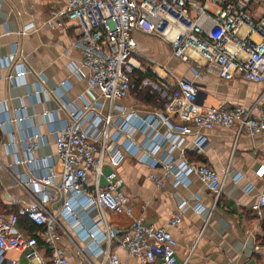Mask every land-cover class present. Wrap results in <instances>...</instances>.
I'll use <instances>...</instances> for the list:
<instances>
[{
  "label": "built area",
  "instance_id": "built-area-1",
  "mask_svg": "<svg viewBox=\"0 0 264 264\" xmlns=\"http://www.w3.org/2000/svg\"><path fill=\"white\" fill-rule=\"evenodd\" d=\"M251 2L264 8V0H59L46 25L65 28L72 24L78 29L72 46L80 55V67L87 72L86 93L91 101L84 100L79 108L72 103L65 105L69 123L54 135L59 169L45 165L35 177L20 179L33 195V202L23 206L21 214L38 231L29 234L21 229L16 214L0 215V264H19L7 258L11 252L22 257L25 264H68L66 244L86 264H92L91 258L97 261L95 264H120L113 255L115 249L138 264H176L177 243L171 233L132 218L122 179L115 172L120 152L139 156L152 170L159 168V176H148L157 189H164L171 178L188 186L190 176H195L218 197L228 171L220 178L206 166L182 159L175 164L170 152L162 156L157 153L168 145L179 147L183 137L189 135L193 136V147L200 150L207 138L195 130L236 126L237 134H264V90L249 107L219 105L201 110L195 104L198 89L193 82L147 74L136 58L132 33L150 35L168 44L173 57L192 65L196 79L206 72L226 81L240 78L264 85V21L250 19ZM243 27L247 33L241 36ZM14 68L7 79L25 75L21 66ZM77 71L74 69V73ZM136 71L143 77L133 84L131 77ZM135 90L147 92L164 108L144 116L125 113L117 103ZM33 94L52 96L40 86ZM114 111H118L116 116ZM46 116L54 120L53 115ZM7 122L11 119L3 121ZM161 128L167 132L162 133ZM138 132L144 138L137 143L132 136ZM120 139V150L109 152L110 143ZM22 142L26 157L15 164L31 167L40 137L24 138ZM256 176H264V166L256 170ZM239 179L232 178L235 182ZM244 190L250 193L252 187ZM251 209L261 216L264 193L257 195ZM193 210L199 214L203 207L196 204ZM106 213L127 216L131 223L119 231L111 226ZM180 222L181 211L176 210L170 214L167 227L176 228ZM253 250L264 261V242L254 245Z\"/></svg>",
  "mask_w": 264,
  "mask_h": 264
},
{
  "label": "crops",
  "instance_id": "crops-1",
  "mask_svg": "<svg viewBox=\"0 0 264 264\" xmlns=\"http://www.w3.org/2000/svg\"><path fill=\"white\" fill-rule=\"evenodd\" d=\"M58 3L59 0H0V215L14 212L21 215L22 207L33 202V195L20 179L35 177L45 165L59 169L54 135L69 123L66 103L79 108L84 100L91 101L86 93L87 72L80 67V55L72 46L78 29L72 24L65 28L46 25ZM248 15L253 22L264 21V8L251 2ZM26 27L30 28L21 34ZM246 33L243 27L241 36ZM250 36L258 41L257 35L251 33ZM132 38L136 42V58L145 70L167 76L169 81L184 79L195 84L198 89L195 104L201 110L219 105L249 107L264 90L261 83L240 78L226 81L206 72L201 79H196L192 65L173 57L169 45L162 40L141 33H132ZM15 66H21L25 75L7 79L14 73ZM74 69L78 71L74 73ZM37 86L52 96H35ZM142 92L131 91L117 103L118 107L138 116L164 108L162 102L152 101ZM102 112L106 113V109ZM117 113L114 111L115 116ZM47 114L53 115L54 120L45 117ZM9 119L11 122L3 123ZM160 131L167 132L166 128ZM193 132L207 138L200 150L193 147V136L189 135L183 137L179 147L168 145L157 156L170 152L175 164L182 159L195 166H206L220 178L228 171L219 196L209 192L195 176H190L188 186L171 178L164 189H157L148 176L150 173L159 176L162 171L152 170L138 159L139 156L120 152L115 172L122 179V191L131 204L132 218L171 233L177 243L176 264H245L249 260L264 264L260 254L253 250L254 245L264 241V209L261 216L251 209L257 195L264 193V176H256V170L264 166V134H237L236 126ZM37 135L41 144L34 153L33 165H16L17 160L26 157L22 139ZM143 138L139 132L132 136L137 143ZM122 142L123 139L111 142L109 152L119 149ZM236 176L240 177L238 182L232 180ZM248 185L252 187L250 193L244 190ZM196 204L203 207L199 214L193 210ZM176 210L181 211V222L176 228H168L170 214ZM106 217L119 231L127 229L131 223V218L124 215L106 213ZM19 227L29 234L38 231L29 230L22 221ZM65 254L68 264H86L67 244ZM113 255L120 264H138L120 249L113 250ZM7 258L25 264L16 253H8ZM96 262L91 258L92 264Z\"/></svg>",
  "mask_w": 264,
  "mask_h": 264
},
{
  "label": "trees",
  "instance_id": "trees-1",
  "mask_svg": "<svg viewBox=\"0 0 264 264\" xmlns=\"http://www.w3.org/2000/svg\"><path fill=\"white\" fill-rule=\"evenodd\" d=\"M147 74L148 75H153L152 73H150V72H148L147 71ZM142 77H143V75L142 74H140L138 71H136L134 74H133V76L131 77L132 78V83L133 84H138V82L142 79ZM136 91V90H135ZM142 93H145L146 94V97H148L150 100H152V101H156L155 100V98L154 97H152V96H149L148 94H147V92H142ZM17 216H18V218H19V226H20V221H22V223L25 225V227L26 228H28L29 230H35L36 229V227L35 226H33L30 222H28V221H26V219H25V217L21 214L20 215V213L19 212H14ZM264 242V241H263Z\"/></svg>",
  "mask_w": 264,
  "mask_h": 264
},
{
  "label": "water",
  "instance_id": "water-1",
  "mask_svg": "<svg viewBox=\"0 0 264 264\" xmlns=\"http://www.w3.org/2000/svg\"><path fill=\"white\" fill-rule=\"evenodd\" d=\"M245 264H255L254 261L249 260L248 262H246Z\"/></svg>",
  "mask_w": 264,
  "mask_h": 264
},
{
  "label": "rangeland",
  "instance_id": "rangeland-1",
  "mask_svg": "<svg viewBox=\"0 0 264 264\" xmlns=\"http://www.w3.org/2000/svg\"><path fill=\"white\" fill-rule=\"evenodd\" d=\"M156 70V69H155ZM157 71V70H156ZM158 72V71H157Z\"/></svg>",
  "mask_w": 264,
  "mask_h": 264
}]
</instances>
